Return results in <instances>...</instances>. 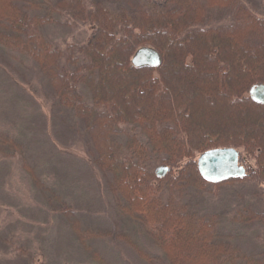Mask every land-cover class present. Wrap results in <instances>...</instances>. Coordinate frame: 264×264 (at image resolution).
Segmentation results:
<instances>
[{
	"label": "trees",
	"instance_id": "1",
	"mask_svg": "<svg viewBox=\"0 0 264 264\" xmlns=\"http://www.w3.org/2000/svg\"><path fill=\"white\" fill-rule=\"evenodd\" d=\"M222 9L230 22L208 25L211 12ZM57 22L89 25L92 34L65 50L45 32ZM145 46L159 52L158 68L133 66ZM0 48L34 62L53 106L84 122L86 153L110 194V227L83 229L76 212L56 199L91 264H114L110 254L122 256L121 246L143 264H264V238L248 250L226 219L202 207L211 186L264 185V105L249 94L264 84V17L242 0H0ZM7 131L0 132L3 156L20 151ZM216 148L243 149L255 168L243 179L207 183L197 160ZM161 166L170 171L159 178ZM233 222L264 228V211L240 212ZM20 255L14 264L25 260Z\"/></svg>",
	"mask_w": 264,
	"mask_h": 264
},
{
	"label": "rangeland",
	"instance_id": "2",
	"mask_svg": "<svg viewBox=\"0 0 264 264\" xmlns=\"http://www.w3.org/2000/svg\"><path fill=\"white\" fill-rule=\"evenodd\" d=\"M242 1L264 17V0ZM229 18L228 10H213L207 24L225 25ZM61 22L46 27L45 32L65 50L72 44H84L92 34L89 25L67 27ZM0 51L5 54L4 49ZM1 52L0 132L12 130L15 136L8 131L6 135L15 137L20 151L7 150L9 156L0 155V264H14L22 252L25 260L17 264H91L69 223L58 214L56 199V195L61 197L76 212L83 229L110 227V194L86 153L89 139L84 122L69 109L53 106L52 90L34 62L16 53L12 58ZM79 90L92 105L83 86ZM11 123L14 125L9 126ZM119 130L132 132V126L121 125ZM238 151L240 164L248 174L249 168H255V160L243 149ZM25 165L39 178V185L26 172ZM209 190L203 199L205 212L226 219V229L246 249L260 248L264 228L257 222L233 220L240 212L264 211V185L244 181L219 189L211 186ZM97 247L103 253L107 249L105 242ZM121 249L122 256L114 251L110 254L114 264H143L130 251Z\"/></svg>",
	"mask_w": 264,
	"mask_h": 264
},
{
	"label": "water",
	"instance_id": "3",
	"mask_svg": "<svg viewBox=\"0 0 264 264\" xmlns=\"http://www.w3.org/2000/svg\"><path fill=\"white\" fill-rule=\"evenodd\" d=\"M137 68H158L161 56L153 47L145 46L138 49L131 59ZM250 97L264 105V84H256L250 89ZM197 167L201 177L210 184H221L232 179H243L247 171L240 164V152L236 148H216L202 153L197 160ZM170 168L161 166L156 169V175L164 177Z\"/></svg>",
	"mask_w": 264,
	"mask_h": 264
}]
</instances>
